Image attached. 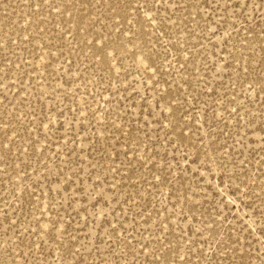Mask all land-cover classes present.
I'll return each instance as SVG.
<instances>
[{"label": "rangeland", "instance_id": "1", "mask_svg": "<svg viewBox=\"0 0 264 264\" xmlns=\"http://www.w3.org/2000/svg\"><path fill=\"white\" fill-rule=\"evenodd\" d=\"M0 264H264V0H0Z\"/></svg>", "mask_w": 264, "mask_h": 264}]
</instances>
